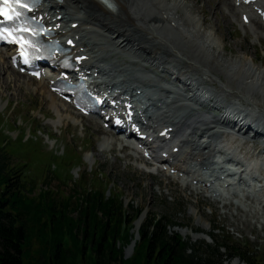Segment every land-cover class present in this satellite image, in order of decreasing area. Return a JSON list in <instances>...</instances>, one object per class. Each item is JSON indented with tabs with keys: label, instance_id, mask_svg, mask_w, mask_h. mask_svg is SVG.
Wrapping results in <instances>:
<instances>
[{
	"label": "bare ground",
	"instance_id": "obj_1",
	"mask_svg": "<svg viewBox=\"0 0 264 264\" xmlns=\"http://www.w3.org/2000/svg\"><path fill=\"white\" fill-rule=\"evenodd\" d=\"M114 2L116 11L94 0H65V4H55V9L49 11L66 12L71 17H75V20L81 23V27L73 31L71 26H66L69 33H76L83 40H93L96 43L93 49L88 48L87 55L91 57V62L87 63L89 67L100 69L99 65L105 64L112 73L124 75L129 82H133L131 84H135L145 92L147 86L144 83L149 77L142 71L125 69L124 66L130 63V58L141 61L145 67L153 69V72H159V80L167 76L166 66L170 65L178 72L187 74L186 76L198 85L208 84L217 88L219 82L224 83V88H221L223 91L218 94L219 98L221 100L236 99L235 105L240 111H242L241 107H247L251 117L264 124V71L257 68L259 72L257 73L252 67H248L246 56L236 55L232 59L225 56V48L222 49L215 42L213 35L204 30L201 22L193 15L198 0H195L194 5L186 4V0H114ZM219 5L221 9H227L231 18L236 17L235 5L231 0H222ZM87 27H90L92 31L88 32ZM251 33L257 40L264 39L262 29L254 27ZM9 55L7 52L0 51V77L4 75L0 85L6 90L10 89L8 73L15 76V84L21 83L24 78L11 69ZM30 82L27 85L31 87ZM21 85H16L15 90L21 91ZM158 85L157 80H152L150 89ZM34 91L46 97L56 109L59 116V121L55 123L57 126L72 120L74 125L82 123L65 105L58 104L43 82L38 84ZM0 95L4 96L1 89ZM184 102L187 104L186 100L174 103L168 109V115L161 114L156 124L163 123L168 124L165 128L173 126L176 128L175 137L182 145V156L186 163L176 165L175 169L179 172H188L192 177L190 182L198 181L200 184L202 181L200 171L206 167L208 169L212 163L211 154L215 149H202L196 142L204 139V131L212 132L215 123H202V117L198 113L177 114L180 108L185 106ZM242 103L243 106L240 105ZM213 132L215 139H219V136L223 134L221 130ZM117 142V139L114 142L102 141V156L108 152L116 153L118 150L124 153L123 159L133 160V154L124 146L117 149ZM237 143L238 141H232V145H236L241 151L252 152V147ZM189 185L186 183L184 187L189 189ZM199 191L198 188H194L191 190V196L198 197ZM256 201L260 204L258 200ZM241 202L245 204L244 206L250 207L246 205L248 204L246 201ZM220 205L228 208L230 204L221 203ZM238 209L248 217H258L257 215L260 214L257 210H248L246 207L238 206ZM260 210L264 215V206ZM144 220L143 217L138 221L137 228L142 226ZM182 233L190 235L189 230H184ZM195 236L198 240L205 238L206 235L201 233ZM130 253L132 249L128 250V254Z\"/></svg>",
	"mask_w": 264,
	"mask_h": 264
},
{
	"label": "rangeland",
	"instance_id": "obj_2",
	"mask_svg": "<svg viewBox=\"0 0 264 264\" xmlns=\"http://www.w3.org/2000/svg\"><path fill=\"white\" fill-rule=\"evenodd\" d=\"M220 1L222 0H198L193 15L201 22L204 30L213 35L215 42L222 49L225 48L224 53L227 58L232 59L236 55L246 56L248 67L256 71L257 68L264 71V39H259L258 41H263L254 45L255 41L251 36H243L239 26L231 24L230 18L227 17V9H221ZM186 4L194 5L195 0H186ZM8 76L10 89H2L0 85L4 95L3 97L0 95V124L2 121L5 123L3 132L13 138L14 142L9 144L7 152L17 163L28 164L33 170H41L50 157L45 153L60 152L65 149L67 152L74 150L77 155L85 154L83 163L74 168L73 174L76 179L79 180L89 171L103 175L106 180H109L111 187L122 194L127 205L145 209L150 215L168 216L173 224L183 227L173 228L172 232L179 233L186 241L190 240L194 245H202L205 252L201 255H207L205 247L207 245L215 247L218 243L228 242L248 247L257 261L264 264V227L257 220L245 223L248 216L238 209V206L257 210L264 216L262 210L244 206L245 204L241 202L235 206L242 216L238 218V215L235 216L238 213L232 208L221 209L203 198L190 199L192 192L190 194L189 191H182L166 178L147 174V170L143 169L139 163L122 160L124 155H121V151L108 152L102 156L101 141L104 142L105 139L102 140L103 136L97 127L87 121L74 125L73 120L57 126L55 123L59 121V116L56 109L46 97L34 91L36 84L30 82L32 85L30 87L27 85L28 82L22 81L23 79L21 83L15 84V76L11 73H8ZM3 78L4 75L0 77V84ZM16 85H21V91L15 90ZM63 115L66 116V114ZM19 129L26 137L31 134L30 136L36 140L33 139L27 144H24L22 139L15 141L14 138L19 135ZM0 141H2L1 136ZM118 156H122V159ZM59 184L57 180L51 183L53 191H58L62 186L65 193H70L69 183L66 184L67 186ZM224 213L229 216L227 214L223 216ZM257 216L259 220L260 214ZM249 217L256 218V216ZM184 230H189L190 235L183 234ZM201 233L207 236L203 240H197L195 234ZM222 253L221 260L225 263L226 259L230 258V253L228 250H222ZM132 255V253L128 254L127 248L125 258L129 259ZM232 264L242 263L239 260H233Z\"/></svg>",
	"mask_w": 264,
	"mask_h": 264
},
{
	"label": "trees",
	"instance_id": "obj_3",
	"mask_svg": "<svg viewBox=\"0 0 264 264\" xmlns=\"http://www.w3.org/2000/svg\"><path fill=\"white\" fill-rule=\"evenodd\" d=\"M0 141V264H223L221 248L247 264H260L251 251L238 245L202 249L171 235L170 219L149 217L141 242L126 260L124 247L133 235L142 210H127L121 194L108 196V185L97 177L83 178L71 192L44 190L52 170L33 178L30 168L14 164ZM66 164V163H65ZM193 254L189 255L188 251Z\"/></svg>",
	"mask_w": 264,
	"mask_h": 264
},
{
	"label": "snow or ice",
	"instance_id": "obj_4",
	"mask_svg": "<svg viewBox=\"0 0 264 264\" xmlns=\"http://www.w3.org/2000/svg\"><path fill=\"white\" fill-rule=\"evenodd\" d=\"M107 3L108 0H105ZM113 6L114 5H110ZM18 8H29L27 3H24L23 0H0V15L4 16L9 21L19 20L22 16V13ZM19 33L30 32L32 36H37L39 33L31 28L25 27L23 24L18 25L16 30ZM12 36L16 43L20 44L22 52L25 53V63L28 62V56L26 54L27 48H34L35 45L30 41H27L26 38L21 34L19 36H14L11 31L4 29L3 32H0V37Z\"/></svg>",
	"mask_w": 264,
	"mask_h": 264
}]
</instances>
